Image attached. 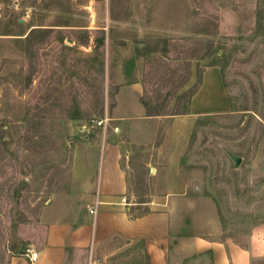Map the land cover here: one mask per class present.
I'll list each match as a JSON object with an SVG mask.
<instances>
[{
    "label": "rangeland",
    "instance_id": "obj_1",
    "mask_svg": "<svg viewBox=\"0 0 264 264\" xmlns=\"http://www.w3.org/2000/svg\"><path fill=\"white\" fill-rule=\"evenodd\" d=\"M203 82L195 105L217 109L188 111ZM113 137L134 214L171 171L190 236L264 264V0H0V264L42 243L46 208ZM175 240L172 264H211Z\"/></svg>",
    "mask_w": 264,
    "mask_h": 264
},
{
    "label": "crops",
    "instance_id": "obj_2",
    "mask_svg": "<svg viewBox=\"0 0 264 264\" xmlns=\"http://www.w3.org/2000/svg\"><path fill=\"white\" fill-rule=\"evenodd\" d=\"M204 83L187 104L188 111L217 109L215 100L207 101L209 105H195L198 95L206 91ZM128 97L138 99L139 95L130 92ZM132 109L133 113L114 112L118 122L115 125L125 123L135 114L148 117L141 105ZM111 118L107 117L105 126L111 125ZM104 141L99 170L92 165L89 171L76 172L70 192L46 208L43 241L33 248L38 253L37 260L32 263L20 253L11 257L10 264H172L175 239L182 240L180 249L187 253L183 259L208 257L211 264H249L247 249L191 237L186 222L175 219V195L169 189L171 171L163 173V200L154 201L157 206L150 207V211L134 214L144 204L122 199L130 187L126 146L131 142L114 137Z\"/></svg>",
    "mask_w": 264,
    "mask_h": 264
},
{
    "label": "built area",
    "instance_id": "obj_3",
    "mask_svg": "<svg viewBox=\"0 0 264 264\" xmlns=\"http://www.w3.org/2000/svg\"><path fill=\"white\" fill-rule=\"evenodd\" d=\"M107 118L99 120L97 122L98 125H105L107 122ZM92 212V210H90ZM24 254L28 257V259L33 263L37 260L38 253L33 248H26Z\"/></svg>",
    "mask_w": 264,
    "mask_h": 264
},
{
    "label": "water",
    "instance_id": "obj_4",
    "mask_svg": "<svg viewBox=\"0 0 264 264\" xmlns=\"http://www.w3.org/2000/svg\"><path fill=\"white\" fill-rule=\"evenodd\" d=\"M240 159L238 157H234V165H238ZM23 252V251H22Z\"/></svg>",
    "mask_w": 264,
    "mask_h": 264
}]
</instances>
